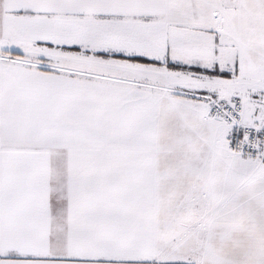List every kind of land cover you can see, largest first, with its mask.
<instances>
[{
  "label": "snow or ice",
  "instance_id": "obj_1",
  "mask_svg": "<svg viewBox=\"0 0 264 264\" xmlns=\"http://www.w3.org/2000/svg\"><path fill=\"white\" fill-rule=\"evenodd\" d=\"M0 264H264V0H0Z\"/></svg>",
  "mask_w": 264,
  "mask_h": 264
}]
</instances>
